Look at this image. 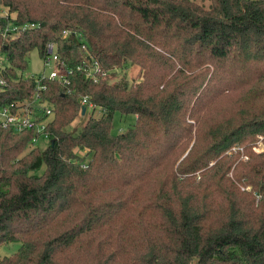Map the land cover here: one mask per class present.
<instances>
[{
	"label": "trees",
	"instance_id": "obj_1",
	"mask_svg": "<svg viewBox=\"0 0 264 264\" xmlns=\"http://www.w3.org/2000/svg\"><path fill=\"white\" fill-rule=\"evenodd\" d=\"M209 1L0 0V108L41 85L53 114L42 148L0 128V246L21 244L0 264H264V0ZM50 43L67 83L19 76Z\"/></svg>",
	"mask_w": 264,
	"mask_h": 264
},
{
	"label": "built area",
	"instance_id": "obj_2",
	"mask_svg": "<svg viewBox=\"0 0 264 264\" xmlns=\"http://www.w3.org/2000/svg\"><path fill=\"white\" fill-rule=\"evenodd\" d=\"M38 25L35 24H24V25H6L1 31V37L5 40L17 39L22 35L23 32L37 28ZM69 32H63V37L67 38ZM45 56L43 57V68H50L48 74L43 73L38 77H34L37 83L45 78L51 80H57L60 83H67L66 76L71 73L70 70L64 69L59 57L57 55L56 46L54 44H48L45 50ZM84 62L83 71L89 79L94 82L98 81L97 75L100 74L102 79L108 77L107 73L101 71L98 63L87 56ZM8 66L6 56L0 51V73ZM79 69V68H78ZM4 85V81L0 77V86ZM45 87L37 85L36 92L29 102L25 104H10L5 107L0 108V128L10 129L15 133H21L24 131H32L34 137L31 141L32 146H36L39 143V138L43 137L42 140L46 141L44 137V129L46 125L50 122L52 117V109L45 102H41L39 92L44 90ZM80 104L82 107L88 105L92 107V104H87V98L81 99ZM85 108V107H84ZM43 117L42 119H40ZM257 145L262 144L263 137L258 136ZM255 149V148H254ZM79 156L84 155V151H78ZM246 159V158H245Z\"/></svg>",
	"mask_w": 264,
	"mask_h": 264
},
{
	"label": "rangeland",
	"instance_id": "obj_3",
	"mask_svg": "<svg viewBox=\"0 0 264 264\" xmlns=\"http://www.w3.org/2000/svg\"><path fill=\"white\" fill-rule=\"evenodd\" d=\"M199 4L208 6L210 4L209 0H193ZM6 12L2 10L1 15H4ZM50 72V68H43V60L39 56L38 52L36 50H33L28 53L27 55V68L22 73H19V76L22 78L27 77H38L42 75L43 73L48 74ZM121 78H124L127 80L129 84L131 83H138L141 81V72L137 66L134 65H128L125 68L117 69L113 71V74L111 78L109 79L110 83H115ZM89 110H87L86 115H80L75 121H73L69 126L66 127L65 131L75 135L78 133V131L81 129V127L86 123L88 117H89ZM98 113L96 112L95 115ZM135 124V116L128 115V116H120L119 114H115L113 117V133L119 134L123 133L129 128H131ZM257 141L254 144L253 152L256 154H260L264 150V144L262 140L261 145H257ZM37 147L44 146V144L38 143L36 144ZM32 147V146H31ZM30 147V148H31ZM241 151V150H240ZM245 159V158H244ZM21 246L20 243H8L5 245L0 246V259L4 256H10L14 254L19 247Z\"/></svg>",
	"mask_w": 264,
	"mask_h": 264
},
{
	"label": "water",
	"instance_id": "obj_4",
	"mask_svg": "<svg viewBox=\"0 0 264 264\" xmlns=\"http://www.w3.org/2000/svg\"><path fill=\"white\" fill-rule=\"evenodd\" d=\"M84 112H85V108H84V107H82V109H81V115H83V114H84Z\"/></svg>",
	"mask_w": 264,
	"mask_h": 264
}]
</instances>
